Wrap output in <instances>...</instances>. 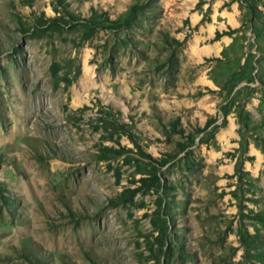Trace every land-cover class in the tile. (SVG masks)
Masks as SVG:
<instances>
[{"label": "rangeland", "instance_id": "obj_1", "mask_svg": "<svg viewBox=\"0 0 264 264\" xmlns=\"http://www.w3.org/2000/svg\"><path fill=\"white\" fill-rule=\"evenodd\" d=\"M0 264H264V0H0Z\"/></svg>", "mask_w": 264, "mask_h": 264}, {"label": "trees", "instance_id": "obj_2", "mask_svg": "<svg viewBox=\"0 0 264 264\" xmlns=\"http://www.w3.org/2000/svg\"><path fill=\"white\" fill-rule=\"evenodd\" d=\"M225 35H227L226 32H217L216 37L214 38V41L220 39L221 37H223V36H225ZM211 124H212V121H210V122L207 124V128H208ZM214 131H215V127H214ZM158 180H159V179H158Z\"/></svg>", "mask_w": 264, "mask_h": 264}]
</instances>
